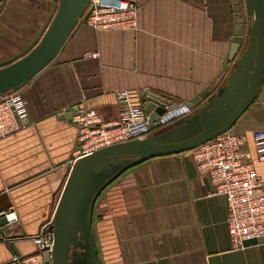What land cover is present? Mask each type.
Wrapping results in <instances>:
<instances>
[{"label":"crops","instance_id":"crops-1","mask_svg":"<svg viewBox=\"0 0 264 264\" xmlns=\"http://www.w3.org/2000/svg\"><path fill=\"white\" fill-rule=\"evenodd\" d=\"M54 4L0 0V62L29 46ZM138 4V29L96 30L79 23L55 63L25 83L28 122L0 138V214L15 209L20 218L12 229L0 224V264L45 262L31 237L53 221L68 178L67 161L79 135L69 109L94 108L112 121L126 108L118 97L124 90L142 104L146 91L185 103L215 79L221 85L217 81L233 68L230 63L221 73L235 33L234 0ZM259 129H264V77L256 99L231 128L246 135L264 179V161L253 139ZM213 190L210 178L186 153L137 167L100 204L98 227L107 264H264V241L235 248L226 199L212 195Z\"/></svg>","mask_w":264,"mask_h":264},{"label":"water","instance_id":"water-1","mask_svg":"<svg viewBox=\"0 0 264 264\" xmlns=\"http://www.w3.org/2000/svg\"><path fill=\"white\" fill-rule=\"evenodd\" d=\"M90 0H55L37 37L22 52L0 62V93L16 89L53 65ZM236 27L222 72L233 68L224 84L216 79L191 101L173 103L144 93L153 125L171 108H193L190 116L150 136L113 144L80 158L63 188L52 221L53 245L41 249L44 264H107L98 222L106 194L137 167L162 156L181 154L230 130L256 99L264 77V0H234ZM87 12L85 17L89 16ZM40 38V39H39ZM71 117L74 112L69 109ZM2 216L0 224L6 225ZM262 241L248 240L245 245ZM15 250L14 243L11 245Z\"/></svg>","mask_w":264,"mask_h":264},{"label":"built area","instance_id":"built-area-1","mask_svg":"<svg viewBox=\"0 0 264 264\" xmlns=\"http://www.w3.org/2000/svg\"><path fill=\"white\" fill-rule=\"evenodd\" d=\"M139 11L138 0H90L78 24L85 23L96 30H136ZM87 12L89 16L85 17ZM118 97L126 103V108L112 121H105L94 108L76 107L72 121L79 135L77 147L67 161L68 174L84 156L113 144L146 138L193 112V108L185 104L172 109L168 103L166 113L152 125L145 104L131 100L126 90L118 92ZM27 122L25 84L0 93V138L17 132ZM253 139L257 157L264 161V129L255 130ZM184 153L194 159L201 174L210 178L214 186L212 195L225 197L226 222L235 248H245L248 240L264 241V179L256 170L246 135L230 129ZM0 215L8 222L3 228L12 229L19 223L15 209ZM51 225L52 222L45 224L31 237L40 250L53 245Z\"/></svg>","mask_w":264,"mask_h":264},{"label":"rangeland","instance_id":"rangeland-1","mask_svg":"<svg viewBox=\"0 0 264 264\" xmlns=\"http://www.w3.org/2000/svg\"><path fill=\"white\" fill-rule=\"evenodd\" d=\"M224 82H225V80L222 81V78H221L220 80L217 81V83H219V84H221V83L224 84ZM170 126H172V123H168V124L162 126V127L159 128V129H160V130H165L166 128H168V127H170ZM156 129H158V128H156Z\"/></svg>","mask_w":264,"mask_h":264}]
</instances>
